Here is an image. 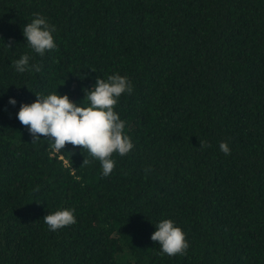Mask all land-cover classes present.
Segmentation results:
<instances>
[{"label":"trees","instance_id":"16d2710c","mask_svg":"<svg viewBox=\"0 0 264 264\" xmlns=\"http://www.w3.org/2000/svg\"><path fill=\"white\" fill-rule=\"evenodd\" d=\"M34 13L57 28L43 57L22 34ZM24 53L39 72H15ZM116 72L133 85L115 110L135 147L108 177L15 118L34 93L84 106ZM65 207L77 222L48 231ZM160 219L184 231V255L160 254ZM0 264H264V0H0Z\"/></svg>","mask_w":264,"mask_h":264},{"label":"clouds","instance_id":"9594fccd","mask_svg":"<svg viewBox=\"0 0 264 264\" xmlns=\"http://www.w3.org/2000/svg\"><path fill=\"white\" fill-rule=\"evenodd\" d=\"M56 32V26L40 13H34L31 21L22 27L28 48L31 53L40 57L57 47L53 35ZM7 46L11 47L10 44ZM32 59L33 56L24 53L13 60L11 66L18 74L39 72L41 66L30 63ZM83 92L84 106L80 102L72 101L67 94L60 95L57 91L46 95L34 93L36 99L33 102H20L15 118L25 127L32 142L50 141L53 153H60L66 144L72 145L74 149L79 147L99 162L101 175L108 177L116 166L114 154L124 157L135 147L125 131L126 121L122 120L119 112L115 110L122 94H132L133 85L126 75L116 72L108 75L106 79L97 77L94 85L90 89H83ZM7 103L16 107L18 101L9 96ZM200 147H207V143L200 142ZM219 150L225 155L231 154L226 141L219 143ZM89 162L83 160V164ZM34 191H39V186ZM43 222L50 232L74 225L77 222L75 209L57 208L48 212ZM153 226L155 231L150 239L159 244L161 255L175 256L186 253L189 248L186 234L174 220L160 219Z\"/></svg>","mask_w":264,"mask_h":264}]
</instances>
